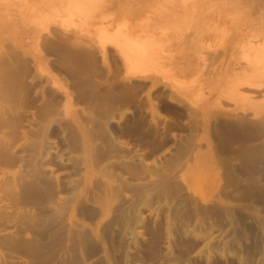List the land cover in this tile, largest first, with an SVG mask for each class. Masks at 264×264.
Masks as SVG:
<instances>
[{
	"label": "rangeland",
	"instance_id": "rangeland-1",
	"mask_svg": "<svg viewBox=\"0 0 264 264\" xmlns=\"http://www.w3.org/2000/svg\"><path fill=\"white\" fill-rule=\"evenodd\" d=\"M263 98L264 0H0V264H264Z\"/></svg>",
	"mask_w": 264,
	"mask_h": 264
},
{
	"label": "bare ground",
	"instance_id": "bare-ground-1",
	"mask_svg": "<svg viewBox=\"0 0 264 264\" xmlns=\"http://www.w3.org/2000/svg\"><path fill=\"white\" fill-rule=\"evenodd\" d=\"M163 34V33H162ZM264 99V98H263Z\"/></svg>",
	"mask_w": 264,
	"mask_h": 264
}]
</instances>
